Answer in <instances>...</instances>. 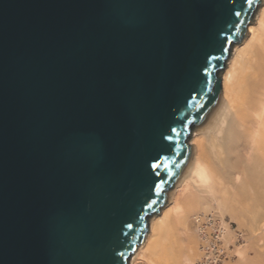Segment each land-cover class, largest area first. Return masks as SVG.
<instances>
[{"label": "water", "instance_id": "95a60500", "mask_svg": "<svg viewBox=\"0 0 264 264\" xmlns=\"http://www.w3.org/2000/svg\"><path fill=\"white\" fill-rule=\"evenodd\" d=\"M261 0H0V264H128Z\"/></svg>", "mask_w": 264, "mask_h": 264}, {"label": "bare ground", "instance_id": "6f19581e", "mask_svg": "<svg viewBox=\"0 0 264 264\" xmlns=\"http://www.w3.org/2000/svg\"><path fill=\"white\" fill-rule=\"evenodd\" d=\"M220 79L183 175L128 264H264V0Z\"/></svg>", "mask_w": 264, "mask_h": 264}, {"label": "built area", "instance_id": "2783aa9c", "mask_svg": "<svg viewBox=\"0 0 264 264\" xmlns=\"http://www.w3.org/2000/svg\"><path fill=\"white\" fill-rule=\"evenodd\" d=\"M210 233H211V238H213L214 235H215V229H212V231H211ZM216 242H217V241H216ZM217 244H218V242H217Z\"/></svg>", "mask_w": 264, "mask_h": 264}, {"label": "rangeland", "instance_id": "374dc122", "mask_svg": "<svg viewBox=\"0 0 264 264\" xmlns=\"http://www.w3.org/2000/svg\"><path fill=\"white\" fill-rule=\"evenodd\" d=\"M249 255L251 256V255H252V253H249Z\"/></svg>", "mask_w": 264, "mask_h": 264}]
</instances>
